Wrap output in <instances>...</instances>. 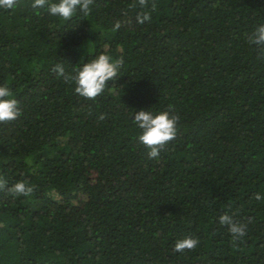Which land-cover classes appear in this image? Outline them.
Listing matches in <instances>:
<instances>
[{
  "label": "trees",
  "instance_id": "16d2710c",
  "mask_svg": "<svg viewBox=\"0 0 264 264\" xmlns=\"http://www.w3.org/2000/svg\"><path fill=\"white\" fill-rule=\"evenodd\" d=\"M31 3L0 9V86L22 112L0 124V177L34 189L0 191V264H264V47L246 39L264 0H94L69 21ZM100 54L124 63L95 101L52 71ZM169 105L177 137L149 159L134 116Z\"/></svg>",
  "mask_w": 264,
  "mask_h": 264
},
{
  "label": "clouds",
  "instance_id": "9594fccd",
  "mask_svg": "<svg viewBox=\"0 0 264 264\" xmlns=\"http://www.w3.org/2000/svg\"><path fill=\"white\" fill-rule=\"evenodd\" d=\"M21 0H0V9L12 10L18 7ZM141 8H147L149 0H138ZM94 0H32L33 9H44L54 17H59L64 21L71 20L77 13L83 16L90 15ZM151 8L155 10L156 4L153 2ZM151 20L148 12H142L137 16V22L143 24ZM117 23L115 28L118 29ZM250 46L264 47V24L255 28L246 37ZM123 58L113 59L108 54H100L82 67L74 69V74L67 73L63 64H57L52 71L59 78H63L66 83L75 84V93L87 100L95 101L109 88V82L115 81L121 68L123 67ZM173 111L171 105L168 110L154 114L151 111H139L134 116V123L140 129L138 142L145 146L148 151L149 159H158L162 150L168 144L174 141L178 134V123L180 117L171 115ZM22 115L19 102L13 98V92L7 86H0V124H7L16 121ZM106 117L102 114L99 119ZM8 182L0 177V191H6L13 196L29 197L34 189L26 182L20 181L7 186ZM257 201L264 199V196L257 193L254 197ZM219 222L228 227L233 240H239L247 232V225L236 222L231 215L224 214L219 217ZM200 241L191 236L179 239L175 242L174 252L183 253L185 251H194Z\"/></svg>",
  "mask_w": 264,
  "mask_h": 264
}]
</instances>
